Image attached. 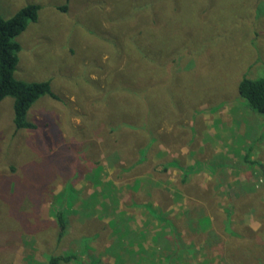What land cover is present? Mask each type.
<instances>
[{
    "label": "rangeland",
    "instance_id": "obj_1",
    "mask_svg": "<svg viewBox=\"0 0 264 264\" xmlns=\"http://www.w3.org/2000/svg\"><path fill=\"white\" fill-rule=\"evenodd\" d=\"M28 3L39 9L15 36L14 77L49 80L57 98H36L35 127L19 129L13 98L0 100V264L73 251L92 264H264V114L237 90L264 76V0H160L157 34L153 5L135 0H0V16ZM145 34L150 59L135 46Z\"/></svg>",
    "mask_w": 264,
    "mask_h": 264
},
{
    "label": "trees",
    "instance_id": "obj_2",
    "mask_svg": "<svg viewBox=\"0 0 264 264\" xmlns=\"http://www.w3.org/2000/svg\"><path fill=\"white\" fill-rule=\"evenodd\" d=\"M160 0H135L137 10L146 8L149 4H152V14L146 21H150L149 26L153 29L154 33L157 34L163 31L164 25L159 21L156 15L162 16V12L165 8H162L156 4ZM39 5L36 3H28L20 7L11 17L3 18L0 16V100L5 96L13 98L12 109H13V124L16 129L19 128H34L35 125L26 119V112L29 106L38 98L40 95H49L56 99V95L50 88L49 80L26 82L21 79L14 77V69L18 61V51L20 49L19 42L15 39V36L19 34L27 25L28 21H34L37 17ZM155 17V18H152ZM143 35V34H142ZM141 36V34L139 35ZM145 39L136 40L135 46L138 51V55L144 59H150L147 54L149 49L148 34L144 35ZM138 39V36H137ZM159 41V43H158ZM152 42L157 43L165 47L161 43V39L158 36L152 38ZM160 48V47H159ZM161 48V49H162ZM136 52V51H135ZM148 77H145V79ZM149 80V79H148ZM146 83V81H144ZM143 88L137 89L139 96H136L137 102L143 103L147 97L145 89L151 88L147 84H144ZM147 85V86H146ZM237 90L239 95L244 99L247 106L261 114H264V76L259 77H248L242 76L237 84ZM243 161L248 165L256 163L253 158L250 157L249 152L245 151L243 155ZM262 169V164L260 165ZM264 178V172H263ZM264 214V213H263ZM56 220L58 222L57 237L58 240L65 233L67 220L64 216V212L58 211ZM86 257L76 252H63L51 254L46 259V264H92L88 262Z\"/></svg>",
    "mask_w": 264,
    "mask_h": 264
},
{
    "label": "crops",
    "instance_id": "obj_3",
    "mask_svg": "<svg viewBox=\"0 0 264 264\" xmlns=\"http://www.w3.org/2000/svg\"><path fill=\"white\" fill-rule=\"evenodd\" d=\"M253 164H255V163H253ZM249 167H250V166H249ZM249 167H248V168H249ZM252 167H253V166H252ZM252 167H251V169H252ZM231 196H232V199L235 198V195H234L233 193L231 194ZM198 202H199V200H198L197 198H195V196H194V197H190V199L188 200V203H190V204H195V203H198ZM170 207H172V208L178 210L179 207H181V206H179V205H170ZM179 214H180V213H178V215H179ZM206 215L209 216V217L207 218V220L209 221L210 224H212V220L215 218L214 214L211 212V213L206 214ZM180 250H182V248H180Z\"/></svg>",
    "mask_w": 264,
    "mask_h": 264
},
{
    "label": "bare ground",
    "instance_id": "obj_4",
    "mask_svg": "<svg viewBox=\"0 0 264 264\" xmlns=\"http://www.w3.org/2000/svg\"><path fill=\"white\" fill-rule=\"evenodd\" d=\"M238 260V259H237Z\"/></svg>",
    "mask_w": 264,
    "mask_h": 264
}]
</instances>
